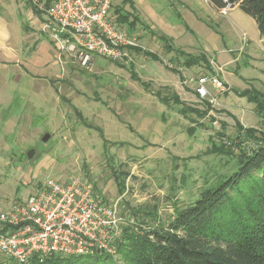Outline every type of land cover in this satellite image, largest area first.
<instances>
[{
    "label": "rangeland",
    "instance_id": "1",
    "mask_svg": "<svg viewBox=\"0 0 264 264\" xmlns=\"http://www.w3.org/2000/svg\"><path fill=\"white\" fill-rule=\"evenodd\" d=\"M243 14L256 24L252 17ZM140 15L147 19L143 12ZM0 16L8 22L13 38L18 41L16 50L20 56L22 38L26 39L25 44L29 42L26 46L33 48L36 34L32 33L40 31L41 19H47L29 0H0ZM202 37L196 32L193 40L197 45L185 50L201 54L199 47L205 43ZM224 37L227 46L233 43L225 34ZM155 40L150 44L144 37L142 43L179 70L188 82L195 85L201 74L208 73L207 68L198 71L195 65L181 69L183 61L168 60L162 41ZM173 43L180 49L178 40ZM40 47L41 43L37 48ZM240 51L228 64L225 62L233 58L231 53L208 54L217 65H224L230 83L225 92L229 94H220L219 105L210 112L215 119L213 123L210 117L193 114L195 111L187 115L180 111L182 104L170 99L172 87L165 89L163 84L167 83L162 81L171 80L174 85L179 79L150 58L147 64L153 66L154 73L137 57L130 68L96 56L91 69H83L64 58L63 70L59 69L58 75L41 78L33 71L24 80L30 92L24 86L17 87L15 80L9 89L20 96L16 110L11 105L5 112L13 98L9 89L3 91L8 94L0 95V193L24 200L33 193L41 177L51 175L66 180L80 174L92 182L104 199L119 200L120 213L126 222L124 228L138 220L147 222L142 226L148 229L160 221L167 223L174 215L175 202L180 207L194 203L202 192L236 171V158L213 149L214 142L221 140L219 133L234 136L236 120L245 128L261 126L256 101L250 95L264 97V48L254 57ZM4 83L1 71V88ZM185 85L183 82L179 85L184 105L205 109L207 106L197 94L184 95ZM46 133L51 136L44 142ZM31 148L36 151L28 158ZM114 169L124 173L118 178ZM120 185L125 186L123 192ZM138 208L139 213L135 214ZM112 256L115 264H125L118 250ZM92 257L82 255V260Z\"/></svg>",
    "mask_w": 264,
    "mask_h": 264
},
{
    "label": "built area",
    "instance_id": "2",
    "mask_svg": "<svg viewBox=\"0 0 264 264\" xmlns=\"http://www.w3.org/2000/svg\"><path fill=\"white\" fill-rule=\"evenodd\" d=\"M29 1L37 12L47 15L41 30L60 55L69 56L83 69H91L96 56L130 68L136 63V50L143 46L136 34L111 18L114 0ZM229 8L221 10L226 14ZM248 44L243 34L240 53ZM212 66L211 72L197 78L196 93L202 103L208 101L214 107L229 86L222 76L224 65L212 62ZM261 141L251 138L241 144L251 154ZM224 143L233 146L231 140ZM125 223L119 200L104 199L84 176L75 174L66 180L44 176L24 200L0 193V264L5 258L27 264L34 256L44 260L96 252L113 255Z\"/></svg>",
    "mask_w": 264,
    "mask_h": 264
},
{
    "label": "trees",
    "instance_id": "3",
    "mask_svg": "<svg viewBox=\"0 0 264 264\" xmlns=\"http://www.w3.org/2000/svg\"><path fill=\"white\" fill-rule=\"evenodd\" d=\"M211 1L220 9L238 4L256 20L264 35V0ZM115 14L118 15L114 21L120 26L128 23L133 27L139 20L138 16L120 14L118 10ZM149 54L158 59L157 55ZM201 60L211 72L213 69L206 55H188L186 64L193 66ZM172 96L170 99L182 104L183 114L195 111L193 114L210 117L212 123L215 121L210 115L214 108L208 101L203 102L207 106L205 109L195 110L185 106L177 94ZM250 98L256 101L261 126L245 128L236 120V134L230 137L222 131L219 143L213 144L216 151L236 158V171L202 192L194 203L180 207L175 202L174 215L167 223L160 221L148 229L142 226L147 222L138 220L126 226L117 242L118 253L125 264H264V97L250 95ZM221 126L226 127V124ZM251 138L262 139V144L249 154L241 143ZM225 139L231 140L233 146L224 143ZM116 171L114 169L113 173L118 178L124 173ZM124 187L119 186L120 192ZM134 212L138 214L139 208ZM88 256L93 257L83 261L82 255H55L44 260L34 256L27 264H115L113 256L106 252ZM7 261L22 264L10 258L3 259V264Z\"/></svg>",
    "mask_w": 264,
    "mask_h": 264
},
{
    "label": "crops",
    "instance_id": "4",
    "mask_svg": "<svg viewBox=\"0 0 264 264\" xmlns=\"http://www.w3.org/2000/svg\"><path fill=\"white\" fill-rule=\"evenodd\" d=\"M115 10H118L120 14H132L138 16L139 20L133 27H130L128 23L121 24V26L128 32L132 34H139V40L143 47L141 50H136L137 59L140 58V63L146 65L150 58L163 64L165 66V70L170 69L171 72H173L179 79L180 83H178L179 81H174L173 85L171 80L163 79L162 81L167 83L163 85L165 89L167 88L166 86L172 87L173 93L178 96L182 95V92L179 89V85L182 82L186 83V85L182 87L184 95H187V97L197 94L195 92L193 93V91H196V84L194 85L191 81L188 82L185 80L179 70L172 68L170 63V65L165 63L158 53L146 48L142 43V38H148L150 44L156 41L155 39L162 41L163 49L170 57L168 60L176 63H178L179 60L180 62L183 61L182 64L184 67L180 65L181 69L192 67L188 66L186 61L188 59V55L193 54L188 53L185 50V47H194L197 45L193 40V37H196V32L201 33L203 36L202 38L205 40V43H203L204 45L202 44L199 47V50H202L199 55H206L209 59V63H211V66L212 62L215 61L210 59L208 54L212 51L215 53H231L233 58L225 63H232L238 54V50L241 49L243 34L247 35L249 41V44L244 51V54H247L248 57H254L258 51L264 48V35L260 33L257 22L254 24L252 20L247 18L243 14L245 12L240 9L238 4L230 7L228 13L224 15L221 13V9L211 0H115L111 11L113 21L118 15L115 14ZM239 10L242 11V13L239 12ZM141 12L146 15L147 19H142L140 15ZM222 17H225L226 20H223ZM252 19L254 18L252 17ZM43 20L45 19H41V26ZM254 21L256 20L254 19ZM116 23L118 24V22ZM41 26L39 32L32 33L36 34L32 40L34 44L33 48L26 46L29 42L25 44L26 39L22 38V49L25 47L27 50L25 52L21 49L22 55L20 56L16 50V44L18 41L13 38L8 22L0 16V56L2 57H0V72L4 71L5 77L4 86L3 88L0 87V95L6 93L8 94V92L13 94L12 101L8 108L5 109V112L9 111L11 105L15 108H13V110H16V106L18 104L17 101H19L16 91L14 92L13 90L12 92L9 89L15 80L17 81V87L24 86L30 92L31 90L26 86L27 83H24V80H26L27 76H32L33 71L38 77L44 78L49 74L52 75L53 73L58 75L60 70H63L64 58H68L70 61L72 60V62H75L67 55H60L52 40L42 32ZM224 34L227 36V39H231L233 41L231 45L227 46V43H225ZM175 40L180 42V49L174 46L173 41ZM40 43L41 47L38 49L37 46H39ZM149 53L157 55L158 59H154ZM144 58L147 60L144 61ZM180 58H182V60ZM5 62H11L12 64L7 65L8 63L5 64ZM118 64L123 65L120 62ZM4 65H6L7 68H4ZM194 65L198 71L204 70L205 68L208 69L203 60ZM146 67L149 71L154 73L153 66H149L147 64ZM207 72L209 73V71ZM222 76L224 81L229 86L230 83L225 71ZM160 80L161 79H159V81ZM8 89V92H3ZM223 94L228 95L229 93Z\"/></svg>",
    "mask_w": 264,
    "mask_h": 264
},
{
    "label": "water",
    "instance_id": "5",
    "mask_svg": "<svg viewBox=\"0 0 264 264\" xmlns=\"http://www.w3.org/2000/svg\"><path fill=\"white\" fill-rule=\"evenodd\" d=\"M50 136H51L50 133H46V134L43 136L42 140H43L44 142H46V141H48V139L50 138ZM35 151H36L35 148H31V149L27 152V156H28V158H32V157L34 156V154H35Z\"/></svg>",
    "mask_w": 264,
    "mask_h": 264
}]
</instances>
